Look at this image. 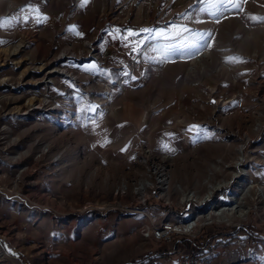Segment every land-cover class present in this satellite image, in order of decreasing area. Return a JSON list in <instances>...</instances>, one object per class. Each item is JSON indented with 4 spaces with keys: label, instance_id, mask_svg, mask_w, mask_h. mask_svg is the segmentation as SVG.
Listing matches in <instances>:
<instances>
[{
    "label": "rangeland",
    "instance_id": "rangeland-1",
    "mask_svg": "<svg viewBox=\"0 0 264 264\" xmlns=\"http://www.w3.org/2000/svg\"><path fill=\"white\" fill-rule=\"evenodd\" d=\"M0 22V264H179L118 231L146 149L172 180L146 207L214 209L208 264H264V0H0Z\"/></svg>",
    "mask_w": 264,
    "mask_h": 264
},
{
    "label": "built area",
    "instance_id": "built-area-1",
    "mask_svg": "<svg viewBox=\"0 0 264 264\" xmlns=\"http://www.w3.org/2000/svg\"><path fill=\"white\" fill-rule=\"evenodd\" d=\"M67 54L69 56V53ZM55 109L56 111L59 110L57 106ZM141 163L146 171L144 176L137 182L136 186H134V193L138 197L137 202L122 206L120 209L133 213L135 212L134 210L137 209V206L141 207L139 215H142L147 220V223L141 230L142 237L145 240L153 239L160 243L168 244H173L178 241V239L187 240L190 243V247L183 252L179 264H207L206 259L200 253L201 251L196 248L194 244H196L198 235L202 233L208 225L213 224L209 222L210 219H208L207 216L214 209L202 215L192 214L189 218L185 219V217H181L179 213L165 211L166 213L162 216L161 212L163 211L161 209L146 207L148 203L152 206V204L157 205V203L162 201L163 203L165 202L166 206L170 205L172 180H170L169 166L166 161L164 159H153L149 149L142 150ZM142 181H149L151 184V187L147 188L145 192L140 191V183ZM125 190H127V186L122 187L118 192L123 195L122 193H124ZM192 194L188 193L187 196ZM206 200L207 199L200 202L197 198H187L183 202V209L189 207L192 203L195 204L194 207L200 208L203 202V204H206ZM198 202L200 203L197 204ZM206 220L208 221L207 223H205Z\"/></svg>",
    "mask_w": 264,
    "mask_h": 264
},
{
    "label": "crops",
    "instance_id": "crops-1",
    "mask_svg": "<svg viewBox=\"0 0 264 264\" xmlns=\"http://www.w3.org/2000/svg\"><path fill=\"white\" fill-rule=\"evenodd\" d=\"M146 85V84H145ZM146 91L148 92V90L146 89V88H144V90H140V93L144 96V94L146 93ZM123 111V110H122ZM125 115H126V113H125V111H123V112H121V114H119V117H116L115 116V118H112L113 119V121H115V123H117L116 124V128H115V133H117L118 132V134L117 135H119L120 137H123V136H128L129 135V129H128V127H129V124L128 123H124V121H128L129 119H131V118H124L125 117ZM136 122V121H135ZM125 141V140H124ZM126 144V142H123V145H121L122 147L123 146H126L125 145ZM125 148H127V146L125 147ZM162 215V214H161ZM163 216V215H162ZM129 220H131V219H125L123 222V224H121L122 223V221L119 223V229H118V231L120 232V233H125V232H135V231H138L137 232V234L139 233L140 235H141V230H142V228L145 226V224L147 223V220L142 216V215H138V216H136L135 217V220L133 221V223H131V224H129L128 223V221ZM120 235V234H119ZM118 235V236H119ZM232 238V237H231ZM231 238H230V241H231ZM229 239V238H228ZM144 240V239H143ZM240 240V242H241V239L240 238H237V240H233L232 242H238ZM144 241H147V242H149V241H155L156 243H160V242H158V241H156V240H153V239H149V240H144ZM228 243H225V244H222L221 246H225V248L224 249H228L227 248V245ZM162 245L164 246V247H162V248H160V250H158V252L161 254V253H165V251H170V250H179V253L178 254H180V256H179V263H180V261H181V257H182V255H183V252L187 249V248H189L190 247V243L187 241V240H185V239H178V241H176L175 243H173V244H168V243H162ZM194 246L196 247L197 246V244H194ZM198 248H199V250L201 251L200 253H204L205 252V250H206V248H205V245H203V246H197ZM221 250H222V248L221 249H219V252L218 253H216L215 255H214V259L212 258V261H211V263L210 264H215V261L216 260H221L222 261V259H223V257L227 254V252H221ZM229 254V253H228ZM205 259H206V261H207V264H208V260H207V258L209 257V255H211V254H209V255H204V254H201ZM165 256V255H164ZM165 259H167V258H165ZM218 262H220V261H218ZM150 264H157V260H156V258L153 260V262H150Z\"/></svg>",
    "mask_w": 264,
    "mask_h": 264
},
{
    "label": "trees",
    "instance_id": "trees-1",
    "mask_svg": "<svg viewBox=\"0 0 264 264\" xmlns=\"http://www.w3.org/2000/svg\"><path fill=\"white\" fill-rule=\"evenodd\" d=\"M230 237H232L231 240H237V238L246 239V240L254 239L253 236H250V233L247 231V229L238 230L236 234H233Z\"/></svg>",
    "mask_w": 264,
    "mask_h": 264
},
{
    "label": "bare ground",
    "instance_id": "bare-ground-1",
    "mask_svg": "<svg viewBox=\"0 0 264 264\" xmlns=\"http://www.w3.org/2000/svg\"><path fill=\"white\" fill-rule=\"evenodd\" d=\"M12 7V6H11ZM237 163V165H236V167H239V166H241V163H239V162H236ZM212 187V186H211ZM142 188V187H141ZM143 189V188H142ZM218 189V188H217ZM211 192V191H210ZM260 192H262V198L264 199V189H261L260 191H259V194H260ZM259 197V196H258ZM193 198V197H192ZM191 197H190V199H192ZM233 211H235V209H233ZM232 211V212H233ZM249 211H245V212H243L242 214H241V216H244L246 213H248ZM221 216V213H218V212H214V211H212L210 214H208V217L209 218H216V219H219V217Z\"/></svg>",
    "mask_w": 264,
    "mask_h": 264
},
{
    "label": "snow or ice",
    "instance_id": "snow-or-ice-1",
    "mask_svg": "<svg viewBox=\"0 0 264 264\" xmlns=\"http://www.w3.org/2000/svg\"><path fill=\"white\" fill-rule=\"evenodd\" d=\"M7 22H0V26H4V24Z\"/></svg>",
    "mask_w": 264,
    "mask_h": 264
}]
</instances>
